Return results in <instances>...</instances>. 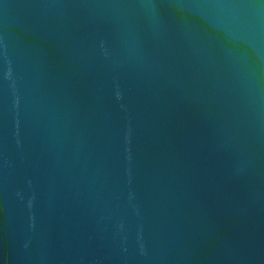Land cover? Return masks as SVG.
Instances as JSON below:
<instances>
[{"label": "water", "instance_id": "95a60500", "mask_svg": "<svg viewBox=\"0 0 264 264\" xmlns=\"http://www.w3.org/2000/svg\"><path fill=\"white\" fill-rule=\"evenodd\" d=\"M0 264H264V0H0Z\"/></svg>", "mask_w": 264, "mask_h": 264}]
</instances>
